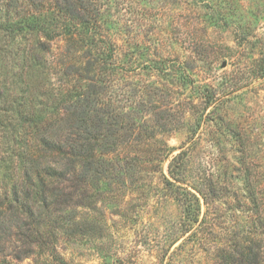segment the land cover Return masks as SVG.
<instances>
[{
    "label": "rangeland",
    "instance_id": "374dc122",
    "mask_svg": "<svg viewBox=\"0 0 264 264\" xmlns=\"http://www.w3.org/2000/svg\"><path fill=\"white\" fill-rule=\"evenodd\" d=\"M82 4L79 11L88 23L72 14L70 35L76 41L57 37L50 60L67 51L72 67L85 70L99 56L100 43L92 49L80 47L85 44L78 42L79 35L112 40L116 68L106 96L115 112L134 123L128 132L124 122L117 128L121 134L125 131L132 145L171 148L162 166L168 178L171 156L183 150L187 153L179 160L189 164V179L207 178L223 162L213 105L192 132L213 92L233 90L221 110L227 125L222 131H228L230 141L236 143L234 139L239 141L248 130L264 134V77L257 75L264 52V0H83ZM22 42L17 37L11 50ZM83 54V63H77L76 57ZM147 137L151 138L145 142ZM253 145L264 149V140L258 137ZM121 146L116 142L112 149ZM108 156L115 164L116 155ZM237 161L230 160L239 168ZM114 171L106 180L100 178V209L52 214L50 235L41 237V245L34 246L30 256L17 253L25 250L23 241L0 237V264L227 263L216 257V246L224 231L249 224L245 209H209L206 219L205 208H170L161 184L145 170L127 177ZM8 175L0 173L2 189L9 187ZM235 175L241 185L243 168ZM230 243V238L223 241L224 257L231 251Z\"/></svg>",
    "mask_w": 264,
    "mask_h": 264
},
{
    "label": "trees",
    "instance_id": "16d2710c",
    "mask_svg": "<svg viewBox=\"0 0 264 264\" xmlns=\"http://www.w3.org/2000/svg\"><path fill=\"white\" fill-rule=\"evenodd\" d=\"M82 2L0 0V173L4 170L9 174L8 189L0 185V237L23 241L25 250L17 253L28 257L34 246L41 245V237L50 235L48 220L52 214L68 209H100V178L106 180L112 169L121 177L145 170L161 184L165 202L172 209L205 208L206 219L209 209H245L249 224L221 229L222 238H226L219 239L216 257L226 264H264V149L257 150L253 145L258 137L264 140V134L253 135L248 130L238 133L239 141L234 139L239 145L230 141L228 131H222L227 125L221 110L229 101L226 95L233 90L220 95L213 92L192 132L197 131L207 108L213 105L216 142L223 162L209 177L189 179V164L179 160L187 153L183 150L171 156L168 178L162 166L172 149L127 141L125 131L134 123L115 112L106 96L116 68L112 40L79 35L78 42L83 40L85 44L80 47L92 49L100 43L99 56L85 70L72 67L67 51L50 60L57 37L66 38L68 43L76 41L70 35L72 14L82 24L88 23L79 11ZM19 36L23 38L21 46L11 50ZM84 57L79 55L76 62L82 64ZM259 60L257 75L264 77V52ZM74 79L77 84H73ZM119 122L126 127L122 134L117 128ZM116 142L123 146L112 149ZM232 150L237 153L231 154ZM112 153L117 157L116 168L113 157L108 156ZM227 154L242 166L225 161ZM241 168L245 176L238 185L235 171ZM153 182L149 183L151 189ZM227 238L231 251L224 257L221 246ZM43 240H47L44 245L49 244L48 238Z\"/></svg>",
    "mask_w": 264,
    "mask_h": 264
}]
</instances>
